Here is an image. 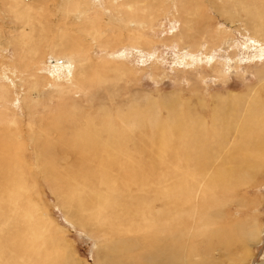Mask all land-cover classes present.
Returning a JSON list of instances; mask_svg holds the SVG:
<instances>
[{
  "label": "rangeland",
  "instance_id": "rangeland-1",
  "mask_svg": "<svg viewBox=\"0 0 264 264\" xmlns=\"http://www.w3.org/2000/svg\"><path fill=\"white\" fill-rule=\"evenodd\" d=\"M245 1L0 0V264H139L103 249L149 237L154 197L185 220L163 229L189 227L178 247L264 264V0ZM254 109L263 132L234 150Z\"/></svg>",
  "mask_w": 264,
  "mask_h": 264
},
{
  "label": "bare ground",
  "instance_id": "bare-ground-1",
  "mask_svg": "<svg viewBox=\"0 0 264 264\" xmlns=\"http://www.w3.org/2000/svg\"><path fill=\"white\" fill-rule=\"evenodd\" d=\"M243 5L246 7L247 5H248V0H246L244 3H243ZM20 19L19 20H23L21 17H19ZM17 21V20H16ZM38 37V36H37ZM47 48V47H46ZM1 49V48H0ZM4 51V50H3ZM115 53V52H114ZM52 65H55V66H58L59 64L61 65V67L63 66V67H65V68H67V70L65 71V73H66V80L68 81H70V80H72L73 79V74H71V71L72 70H69V67H68V64H67V62L66 61H58V60H53L52 61ZM71 64V63H70ZM55 68V67H54ZM52 69H53V67H52ZM56 73H58L57 71H55ZM55 72L53 71V70H51L50 71V73H51V75L54 77V75H56L55 74ZM49 73V74H50ZM58 75V74H57ZM62 75V74H61ZM51 77V76H50ZM72 78V79H71ZM59 79V78H58ZM36 84V83H35ZM11 85V84H10ZM35 87V86H34ZM5 90H6V88H4ZM31 89H32V87H31ZM7 91V90H6ZM4 93V92H3ZM7 93V92H6ZM1 94V93H0ZM6 95V94H5ZM8 100V99H7ZM3 101V100H2ZM7 102V101H6ZM259 107V106H258ZM247 108V107H246ZM263 113H264V111H263ZM261 114H260V112L259 111H257V110H255L254 109V111H253V113L251 114V115H248L247 116V118H245V119H243L242 120V122H243V124L244 125H242V128H239L238 129V124L236 123V131L233 133V141L231 142V143H233L234 144V146H233V149L234 150H237L238 149V145H240V144H242L243 142L245 143L249 138H252V134H251V131L252 132H258V134L259 133H261V132H263V131H261V130H258L262 125H264V123L262 124V125H260V120H261ZM213 122L214 123H216L217 121H215V118H213ZM259 123V124H258ZM258 124V125H257ZM190 126H192V125H190ZM211 128H214L216 131H218V129H217V127H216V125L215 124H213L212 125V127ZM168 130H172V127L170 128V127H168L167 128ZM262 129H264V128H262ZM190 131V130H189ZM205 132V130L203 131V133ZM202 133V135H206L205 133L203 134ZM207 133V135H208V131L206 132ZM209 133L212 135L211 137L214 139V138H219V142H221L222 141V139L224 138L225 140L228 138V136H226V137H221L220 136V132H217V133H215V134H212V129H209ZM171 134H181V132H179V133H171ZM257 134V135H258ZM262 134V133H261ZM264 134V133H263ZM182 135V134H181ZM262 136V135H261ZM239 137V141H236L235 142V140L237 139ZM211 138V139H212ZM235 142V143H234ZM262 144V142L260 143V145ZM263 145H264V143H263ZM188 154H190V152L188 153ZM198 157V156H197ZM196 157V160L198 161V163H199V165H198V167L200 168V169H203V161H201V159L200 158H197ZM204 158V157H203ZM205 160V159H204ZM209 163V162H208ZM205 164V163H204ZM205 175H207V174H205ZM209 177V176H208ZM206 178V180L204 179V180H202L201 181V187H197V191H195V193L196 192H202L203 191V188L204 187H213V185H212V182L213 183H215L216 181L218 182L219 181V178L217 177V178H215V180L213 181V180H210V178ZM208 181V182H207ZM64 188V187H63ZM67 190L69 189L70 190V188L69 187H65ZM140 188V187H139ZM142 188H145V187H142ZM67 190H65V189H63V191H67ZM126 192L128 191V189H126L125 190ZM164 195H160L159 196V198H162V199H165L166 200V202H168V203H170L171 204V201H170V199H168L167 198V193H166V191L163 193ZM124 196H127V194L126 193H124ZM155 198L156 197H154V198H152L150 201H149V203H147V205L146 206H144V207H141V208H139L140 210H135V215H136V218H138V217H140V218H138L139 219V221H144V222H146L147 224H146V228L144 229V230H146L147 232H149V237H147L146 235H147V233H146V237H144L143 235H141L142 237H143V243H142V241L141 240H138L137 238H133V236L132 235H126L124 238H120V237H114V238H112V240L110 241V242H108V241H105V246H104V249H103V251H104V255H107V254H109V253H115V252H120V253H122V252H124V253H131V252H133V253H138V255L140 254V256H138V261H140V263L139 264H213V263H207L206 261H205V257L207 258V255L206 254H208L207 253V251L205 250V251H202L201 249H199V248H195V249H188V248H186V242H188V241H186L184 244V246H181V247H178L179 245H177L176 244V242H179L180 240H182V242H183V240L185 241V239L184 238H186L187 237V239H188V231H189V227L187 228V230L185 229V227L183 228V226H182V230H180V232H178V233H176V232H167V229H163L164 228V226H166V227H168V226H170L169 227V229H168V231H170V229L172 230V229H174V227L176 226V224H178L177 225V227L178 226H180L181 224H182V222H184L185 220H183L181 223H175V222H177V221H180V220H177V221H175L176 219H175V217H176V215L174 216V217H172L171 218V220H169V219H163V221H156V212H154L152 209H150V210H143V209H145V208H147V207H154V205H153V203L156 201L155 200ZM137 199H138V201H139V203H141L142 201L137 197ZM177 201V200H176ZM189 201H190V198H189V195L187 194V192H185V194H184V199L182 198L181 199V202H182V204H183V202H185L186 204H188L189 203ZM162 202V201H161ZM161 202L159 203V204H161ZM156 204V203H155ZM178 205H181L179 202H178ZM159 206V205H158ZM168 206H170V205H167V207ZM180 207V206H179ZM179 207H177V209L179 208ZM188 207H189V205H188ZM63 208L65 209V214H66V217H67V219H71V218H73V219H75V218H77V215H76V212H74L73 210L71 211V210H66V208L63 206ZM121 208V207H120ZM162 208V211L164 210V211H166V209H168V208H163V206L161 207ZM170 208V207H169ZM174 208H176V207H174ZM193 208H194V212H196L197 210H198V205H193ZM157 211V210H156ZM160 211V210H159ZM170 211V210H169ZM178 211V210H177ZM176 210H175V212H177ZM125 212V211H124ZM168 212V211H167ZM187 212H189V211H187ZM131 213V212H130ZM162 213H165V212H162ZM161 213V214H162ZM179 213H185V212H178V214ZM198 213V212H197ZM160 214V215H161ZM194 214V213H193ZM134 215V216H135ZM159 215V216H160ZM164 215V214H163ZM165 215H166V213H165ZM192 215V214H191ZM191 215H190V217H191ZM199 215V214H198ZM198 215H195V216H193V217H196V216H198ZM117 216V215H116ZM127 216V215H126ZM167 216H169V214L167 215ZM183 216V215H182ZM120 217V216H119ZM158 217V216H157ZM164 216H162V218H163ZM184 217H186V214H185V216ZM200 217V216H199ZM127 218V217H126ZM161 218V217H160ZM169 218H170V216H169ZM174 218V219H173ZM181 218V217H180ZM179 218V219H180ZM201 218V217H200ZM199 218V219H200ZM138 219H137V221H138ZM158 219V218H157ZM183 218H181V220H182ZM187 219V218H186ZM134 220H135V218H134ZM174 220V221H173ZM189 220H190V218H189ZM189 220H187V221H189ZM201 221H202V219H200ZM77 223V222H76ZM139 223V222H138ZM161 223H163V224H161ZM187 223V222H186ZM199 223H201L200 221H199ZM78 224H79V221H78ZM198 224V223H197ZM137 225V224H136ZM186 225H188V226H190L189 224H186ZM192 225V224H191ZM194 225H195V223H194ZM204 225V224H203ZM83 226V225H82ZM198 226H199V224H198ZM200 226H201V224H200ZM137 227H139V225L137 226ZM195 227H197V226H195ZM142 228V227H141ZM179 228V227H178ZM178 228H176L175 227V229H174V231H177V229ZM201 228H202V226H201ZM193 229V228H192ZM191 230V229H190ZM201 229L199 228V231H200ZM136 231H139V230H136ZM199 231H197V232H199ZM245 231V230H244ZM163 232H164V234H163ZM201 232V231H200ZM202 232H204V231H202ZM245 232H247L246 233V236L244 237V239H255L256 238V235H255V233L254 232H251V229H249V230H246ZM137 232H135V234H136ZM196 233V232H195ZM195 233H194V235H195ZM190 234V233H189ZM131 236H132V238H131ZM191 235H189V237H190ZM141 237V238H142ZM192 238H193V236H191ZM204 237V236H203ZM44 238V237H43ZM195 239V238H194ZM193 239V240H194ZM145 240H147L146 242H145ZM189 240V239H188ZM176 241V242H175ZM173 242H175V244H173ZM181 242V244H183ZM180 243V242H179ZM178 243V244H179ZM46 244V243H45ZM180 244V245H181ZM188 245H189V243H188ZM222 245V244H221ZM188 247V246H187ZM191 248H194L193 246L191 247ZM203 249V248H202ZM216 251V250H215ZM21 254V253H20ZM202 255H205L204 257H202ZM22 256V255H21ZM27 256V255H26ZM196 256V257H195ZM24 257V256H23ZM103 258H104V260H102L101 259V261H98V263L97 264H116V263H114V262H111V261H107L106 260V258L107 259H109V257H107V256H103ZM66 264V263H65ZM74 264H78L77 262H75L74 261Z\"/></svg>",
  "mask_w": 264,
  "mask_h": 264
}]
</instances>
